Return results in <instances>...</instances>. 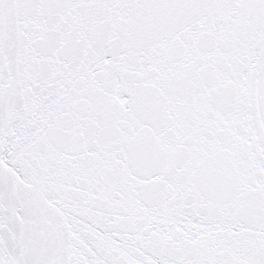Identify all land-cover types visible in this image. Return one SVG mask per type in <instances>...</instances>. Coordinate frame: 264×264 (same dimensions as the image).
I'll return each mask as SVG.
<instances>
[{"label": "snow or ice", "instance_id": "snow-or-ice-1", "mask_svg": "<svg viewBox=\"0 0 264 264\" xmlns=\"http://www.w3.org/2000/svg\"><path fill=\"white\" fill-rule=\"evenodd\" d=\"M0 264H264V0H0Z\"/></svg>", "mask_w": 264, "mask_h": 264}]
</instances>
